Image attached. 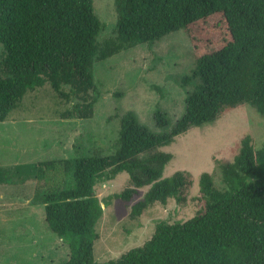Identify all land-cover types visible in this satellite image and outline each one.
<instances>
[{"label":"trees","instance_id":"obj_1","mask_svg":"<svg viewBox=\"0 0 264 264\" xmlns=\"http://www.w3.org/2000/svg\"><path fill=\"white\" fill-rule=\"evenodd\" d=\"M115 35L99 43L103 23L92 0H0V121L24 95L48 83L70 103L61 118H90L99 97L93 62L138 43H151L184 29L194 56L185 80L197 82L184 97L182 113L171 122L153 114L159 131L133 110L120 119L115 151L86 154L75 145L67 157L16 164L14 173L35 181L34 198L44 205L45 221L68 247L63 264H264V139L240 138L231 161H216L221 187L201 171V206L181 222L160 220L141 245L119 258L98 263L92 246L96 223L112 198L130 201L129 217L155 202L187 201L193 175L176 169L163 175L172 153L159 147L188 129L247 103L264 115V0H114ZM153 88H158L151 84ZM129 174V185L100 199L97 179ZM5 173L0 170V174Z\"/></svg>","mask_w":264,"mask_h":264},{"label":"rangeland","instance_id":"obj_2","mask_svg":"<svg viewBox=\"0 0 264 264\" xmlns=\"http://www.w3.org/2000/svg\"><path fill=\"white\" fill-rule=\"evenodd\" d=\"M113 1L92 0L93 11L103 23L99 43L115 35ZM2 54L0 43V57ZM193 64L189 38L180 28L151 43H138L94 60L99 97L90 118L59 117L70 103L59 98L48 83L24 95L9 117L0 121V170L5 172L0 174V264H63L68 256L67 245L47 226L43 203L34 198L35 181L14 173V166L67 157L77 144L86 154H109L116 150L120 119L128 110L151 130L159 131L153 118L155 110L166 112L171 122L182 113L184 97L197 82L194 77L185 80ZM245 134L252 136L257 147L262 144L264 115L247 103L225 110L215 120L192 127L159 147L173 154L164 167V176L176 169L192 173L187 201L179 203L170 198L166 204L155 202L131 219L130 205L147 186L138 188L130 201L112 198L96 223L98 237L92 246L95 261L119 258L130 247L141 245L160 220L181 222L193 216L201 206L200 172H211L215 185L221 187L216 161H231ZM127 185L129 174L122 171L112 179H97L94 190L104 199Z\"/></svg>","mask_w":264,"mask_h":264},{"label":"water","instance_id":"obj_3","mask_svg":"<svg viewBox=\"0 0 264 264\" xmlns=\"http://www.w3.org/2000/svg\"><path fill=\"white\" fill-rule=\"evenodd\" d=\"M102 206L104 207V204L102 203Z\"/></svg>","mask_w":264,"mask_h":264}]
</instances>
